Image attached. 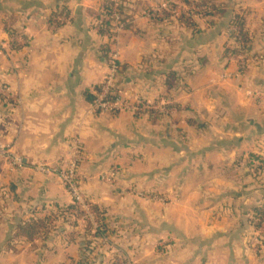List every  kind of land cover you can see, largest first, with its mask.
I'll list each match as a JSON object with an SVG mask.
<instances>
[{"label": "crops", "instance_id": "obj_1", "mask_svg": "<svg viewBox=\"0 0 264 264\" xmlns=\"http://www.w3.org/2000/svg\"><path fill=\"white\" fill-rule=\"evenodd\" d=\"M163 1L0 0V264H76L86 238L97 264H264V0L191 26L156 22ZM109 4L124 7L113 40ZM235 16L255 54L244 71ZM113 54L123 98L167 114L93 111ZM74 141L101 234L65 213L55 168ZM30 222L48 231L15 237Z\"/></svg>", "mask_w": 264, "mask_h": 264}, {"label": "built area", "instance_id": "obj_2", "mask_svg": "<svg viewBox=\"0 0 264 264\" xmlns=\"http://www.w3.org/2000/svg\"><path fill=\"white\" fill-rule=\"evenodd\" d=\"M165 8L166 5L163 4ZM161 14V11H159ZM106 21H108L109 26H104L106 30L107 37L111 40L119 32L123 26V20L120 13V8L115 5L107 12ZM14 42H21V35L12 34ZM20 39V40H19ZM240 41V38H238ZM5 40H0V46L5 47ZM246 46L247 49L249 46ZM247 53L241 52L239 54V60L241 63V69L247 67L249 59ZM119 74L120 65L117 54H113L109 58V71L96 91L95 99L92 103V108L95 113L117 115L123 112H130L133 114H145L150 115L151 113L156 114H167L168 108L166 104L150 103L147 101L138 100L135 102L127 101L123 98V95L119 89ZM4 92L3 89H0ZM82 150L79 142L74 141L71 146V154L69 158H62L57 167L55 168V173L59 179L64 184L67 192L72 198V207L69 209L70 214H76L81 212L84 217L92 224L94 227L99 229L97 224V215L93 210L88 198L86 197L83 190V180L79 174V168L81 163ZM264 228V225H263Z\"/></svg>", "mask_w": 264, "mask_h": 264}, {"label": "trees", "instance_id": "obj_3", "mask_svg": "<svg viewBox=\"0 0 264 264\" xmlns=\"http://www.w3.org/2000/svg\"><path fill=\"white\" fill-rule=\"evenodd\" d=\"M220 1V2H218ZM198 6L202 8V11L197 15L201 17H212V18H224L228 12L227 4H224V0H198ZM113 4H109L105 7V10L108 12L111 10ZM120 11L122 15H124V7L120 6ZM153 19L160 24H171L172 22H182L186 25H193L192 22L194 18L187 16H178L170 14L168 10H164L162 16L157 14L153 15ZM231 33L230 36L236 42L237 49L234 50V55H239L241 52H250L252 47V40L249 34L244 29V20L235 16V18L231 21ZM102 26H109L108 21L103 22ZM240 38V41L238 40ZM249 46L248 49L246 46ZM157 115L156 113H151L150 116ZM98 213V210L95 208ZM68 210L65 212L67 213ZM264 220V206L257 208L254 213L253 223L256 229H259L263 224ZM46 224L44 222H30L21 224L18 226L17 231L15 233V237L24 238L27 241L33 242L34 238L40 234V232L45 229ZM102 233V228L97 230V234ZM14 239V238H13ZM12 239V240H13ZM11 240V241H12ZM93 242H85V247L82 251V257L76 264H97L99 261V256H95L96 250L92 246ZM117 264V263H114Z\"/></svg>", "mask_w": 264, "mask_h": 264}, {"label": "rangeland", "instance_id": "obj_4", "mask_svg": "<svg viewBox=\"0 0 264 264\" xmlns=\"http://www.w3.org/2000/svg\"><path fill=\"white\" fill-rule=\"evenodd\" d=\"M232 0H224V4H227L228 5V3H230ZM218 2H220V1H218ZM163 4L164 5H166V7L164 8L163 6H162V9H165V10H168L169 11V13L170 14H172V15H174L175 17H178V16H180L182 13H184V15L185 16H187V17H192V18H197V17H201V16H197L201 11H202V8L201 7H199L198 6V0H164L163 1ZM160 5V4H159ZM200 5V4H199ZM157 8V7H156ZM159 11L160 10H156V14L157 15H159ZM162 11V10H161ZM104 12L107 14V11L104 9ZM109 12V11H108ZM240 15L242 16V17H244V15H246V12L245 11H242L241 13H240ZM235 42V40L231 43V45H230V47H229V49L230 50H236L237 48L236 47H238V46H236V42ZM255 54H253L252 53V51H250V52H248L247 53V57H248V59L250 60V59H252L253 57H255L254 56ZM257 56V55H256ZM261 61V58H258V59H256V61ZM250 64V63H249ZM242 69H241V63H240V61H239V71H241ZM244 71V70H243ZM155 103H157V102H155ZM253 164V166H255V164L256 163H252ZM254 170V172H253V175L254 176H257L258 177V173H257V170H256V168L255 169H253ZM255 170H256V172H255ZM62 182V181H61ZM64 185V184H63ZM91 204V203H90ZM92 205V204H91ZM94 210V209H93ZM68 214V216L70 217V218H72L69 214V212H67ZM71 215H73L74 217H73V220H74V222H77V224H78V221H80V224H79V226H81L82 228H83V230L84 231H86V229H88V227H87V224H88V226H89V224H90V226H92V224L84 217V215L81 213V212H78V213H76V214H71ZM68 217V218H69ZM51 226H54V225H52L51 224ZM50 226V227H51ZM98 227H99V225H98ZM92 228V231H95V234L97 233V228L96 227H94V225L91 227ZM89 230V229H88ZM48 231V228H45V229H43L42 230V234H44L45 232H47ZM91 232V231H90ZM93 237V236H92ZM35 239V238H34ZM82 241L81 242H83L84 241V243L85 242H93L94 243V241H93V239H88V238H86L85 240L84 239H81ZM94 249H98V247L95 245V247H94ZM15 251V250H14ZM23 251H25V250H23Z\"/></svg>", "mask_w": 264, "mask_h": 264}]
</instances>
